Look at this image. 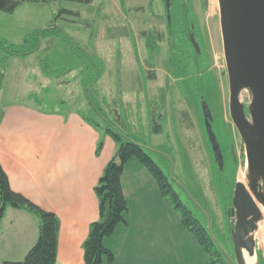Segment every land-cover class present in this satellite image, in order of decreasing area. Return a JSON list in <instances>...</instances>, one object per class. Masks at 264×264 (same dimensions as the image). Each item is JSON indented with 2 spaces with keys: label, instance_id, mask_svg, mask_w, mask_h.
Wrapping results in <instances>:
<instances>
[{
  "label": "rangeland",
  "instance_id": "rangeland-1",
  "mask_svg": "<svg viewBox=\"0 0 264 264\" xmlns=\"http://www.w3.org/2000/svg\"><path fill=\"white\" fill-rule=\"evenodd\" d=\"M150 1L95 0L92 5L62 0L47 4L24 2L13 14L0 12L1 40L11 47H38L32 58L14 64L0 49V57L7 56L0 64V87L4 89L3 85L8 84L14 100L32 92L44 98L41 106L49 111L78 110L102 123L96 115L98 110L120 129V120L124 121L126 132L134 130L137 139L145 138L149 147L163 155L152 157L166 173L171 167L179 185L207 212L211 230L234 258L233 192L241 175L247 174V161L244 142L230 116L220 5L213 10L211 0H170L181 7L185 2L190 4L197 39L196 50L184 52L190 54L186 60L183 56L171 60L165 1L154 0L152 7ZM138 7L145 10L136 12ZM64 9L79 16L62 14L56 20ZM55 25L80 50L70 47L61 33H42ZM151 30L164 35L157 53L147 49L141 35ZM99 73L100 78L87 93L85 87ZM148 73L155 74V78H148ZM20 77L25 82L16 85ZM240 100L248 112L250 92L243 91ZM30 102L37 104L33 99ZM204 105L211 118L206 117ZM159 113L162 117L154 116ZM154 118L164 130L155 137ZM244 184L248 185L247 181ZM175 188L182 193L181 187ZM181 198L205 223L184 194ZM163 202L171 205L166 199ZM165 208L163 204V211ZM175 215L180 221V214L176 211ZM162 230L166 238L175 237L174 242L167 243L172 250L166 249L165 264H210L208 254L181 221L179 235L173 228H166L165 222ZM259 235L258 231L255 264H264V236Z\"/></svg>",
  "mask_w": 264,
  "mask_h": 264
},
{
  "label": "crops",
  "instance_id": "crops-1",
  "mask_svg": "<svg viewBox=\"0 0 264 264\" xmlns=\"http://www.w3.org/2000/svg\"><path fill=\"white\" fill-rule=\"evenodd\" d=\"M31 55H9L8 61L26 62ZM6 57H0V64ZM39 66L43 68L42 62ZM4 78L5 74L3 82ZM21 81L16 80V85L25 82ZM3 88L0 87V164L16 193L58 216L61 227L57 264H85L83 244L90 224L100 217L95 187L119 146L80 111H49L41 106L44 98L30 92L14 100L8 84ZM120 126L131 139L145 143V138L133 135H138L134 130L125 131L128 128L124 121L120 120ZM163 133L164 130L160 134ZM152 134L159 135L154 131ZM101 139L105 145L97 156ZM125 166L122 187L129 202L128 225L119 226L105 240V247L113 251L114 264H165V251L172 250L167 243L174 242L175 237L166 238L162 225L165 222L166 228H173L179 235L180 221L173 216L176 211L163 202L158 182L146 166L135 159ZM38 236V216L9 207L0 222V264L23 261Z\"/></svg>",
  "mask_w": 264,
  "mask_h": 264
},
{
  "label": "trees",
  "instance_id": "trees-1",
  "mask_svg": "<svg viewBox=\"0 0 264 264\" xmlns=\"http://www.w3.org/2000/svg\"><path fill=\"white\" fill-rule=\"evenodd\" d=\"M58 1L59 0H0V12L13 14L16 12L15 10L24 2H39L47 4L49 2ZM62 1L92 5L95 0ZM153 1L154 0L150 1V7H152V4L154 3ZM164 1L167 9V26L169 27V39L172 50L171 60L178 58V56H183L186 60V58L190 55V51L196 50L197 43V39L195 37V27L191 21L190 4L185 2L181 7L177 6L170 0ZM144 10V7H138L135 9L136 12ZM62 14L75 17L79 16V13L73 10L64 9L59 12L56 20H58ZM52 32H56L57 34L61 33L70 47L76 51L80 50V47L74 43L72 39H69L65 32L61 31V29L57 31L56 25L42 33L48 34ZM141 35H143V39L146 41L147 49L154 53L159 51V45L165 41L163 33L155 30H151V32L144 31ZM37 48L32 50L27 44L20 48L11 47L8 46L5 40L0 39V49L4 50L10 56H26L28 54H33ZM186 51L189 53H184ZM99 78L100 73L92 84L85 87L87 93L89 92V87L95 85ZM148 78H155V74L148 73ZM37 99L38 98H35L36 101L40 102V100ZM90 104L92 105V103ZM96 112V115H98L102 123L95 122L92 118H87V120L97 129L99 128L102 130V133L111 136L119 147L115 156L105 166L106 168L100 177V181L95 187L99 202L100 217L97 221L90 224L91 226L88 238L83 244L85 264H114L115 262L116 258L113 251L105 247L104 242L106 239L114 235L119 226L128 225L127 216L130 213L129 202L125 197L124 189L122 187V176L126 168L125 165L133 159L137 160L141 165L147 167L152 177H154L158 182L162 198L168 200L173 206V209L180 214V221L182 222L183 227L195 237L202 250L208 254L210 264H231L225 254L222 253L219 245L214 241L211 232L208 230L207 217L198 207L199 205L202 207L201 204L196 200V198L192 197L191 194H188L183 185H179L175 176L171 175V167L168 170V173H166L152 157V154H162L155 152L145 143L142 144L134 139H131L111 121H108L101 111L96 110ZM205 112L206 117L211 118V114L207 106H205ZM157 115L162 117L160 113L154 114V116ZM154 119L152 131L156 134H160L162 132V126L156 118ZM104 145V141L101 139L98 142V149L96 152L97 156H99L100 152L104 148ZM175 186L181 187L182 189H180L182 190V193L178 192ZM182 194H184L187 200L190 201L199 211L202 219L205 220V223L198 218L191 209H189L184 199L181 198ZM9 207L17 210L24 209L38 216L39 236L37 238L38 240L29 250L23 261H7L4 264H57L58 235L61 227L58 216L52 212L41 209L38 205L30 202L23 194L16 193L10 185L8 175L0 164V222L4 218L6 210Z\"/></svg>",
  "mask_w": 264,
  "mask_h": 264
},
{
  "label": "water",
  "instance_id": "water-1",
  "mask_svg": "<svg viewBox=\"0 0 264 264\" xmlns=\"http://www.w3.org/2000/svg\"><path fill=\"white\" fill-rule=\"evenodd\" d=\"M218 2L228 70L230 116L244 142L248 182L254 185L250 191L245 184L237 182L233 192L232 213L235 223L231 226V241L234 258L211 231V220L207 212L199 204L198 207L205 213L208 230L230 263L247 264L245 253L250 258L257 254L255 233L263 219L260 206H264V0ZM245 90L251 94L248 112L246 104L240 100ZM208 132L213 140L210 128Z\"/></svg>",
  "mask_w": 264,
  "mask_h": 264
},
{
  "label": "bare ground",
  "instance_id": "bare-ground-1",
  "mask_svg": "<svg viewBox=\"0 0 264 264\" xmlns=\"http://www.w3.org/2000/svg\"><path fill=\"white\" fill-rule=\"evenodd\" d=\"M211 3H212V8L211 9L215 10V7H217L218 6V3H219L218 0H211ZM240 180H241V182L243 184H244L245 181H247V184L248 185H246V186H247V188L250 191L254 188V185L253 184H250L248 182V176H247V174L246 175L245 174H242ZM260 208L262 209V213H263V217L262 218L263 219L258 224V230H257V232L259 231V234H260L259 236H262L263 237L264 236V206H260ZM256 233H255V235H256ZM245 255H246V263L247 264H255L256 263V256L250 258L249 255H248V253H245Z\"/></svg>",
  "mask_w": 264,
  "mask_h": 264
},
{
  "label": "built area",
  "instance_id": "built-area-1",
  "mask_svg": "<svg viewBox=\"0 0 264 264\" xmlns=\"http://www.w3.org/2000/svg\"><path fill=\"white\" fill-rule=\"evenodd\" d=\"M0 96H1V92H0Z\"/></svg>",
  "mask_w": 264,
  "mask_h": 264
}]
</instances>
